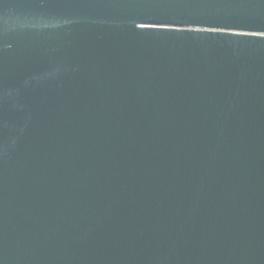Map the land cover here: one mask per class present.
I'll return each mask as SVG.
<instances>
[{"label":"water","instance_id":"water-1","mask_svg":"<svg viewBox=\"0 0 264 264\" xmlns=\"http://www.w3.org/2000/svg\"><path fill=\"white\" fill-rule=\"evenodd\" d=\"M0 264H264V0H0Z\"/></svg>","mask_w":264,"mask_h":264}]
</instances>
